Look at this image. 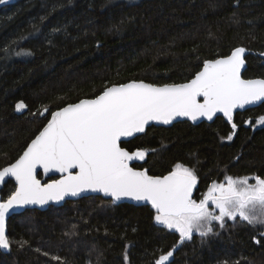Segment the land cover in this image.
Instances as JSON below:
<instances>
[{
  "label": "trees",
  "instance_id": "trees-1",
  "mask_svg": "<svg viewBox=\"0 0 264 264\" xmlns=\"http://www.w3.org/2000/svg\"><path fill=\"white\" fill-rule=\"evenodd\" d=\"M237 47L247 51L244 76L264 78V0H6L0 4V169L68 103L93 98L106 84L184 83L205 60ZM20 101L24 113L15 108ZM43 106L48 111L41 115ZM260 116L264 103L232 122L219 116L152 125L122 146L147 149L134 166L153 175H166L177 163L195 169L199 200L227 175L264 177ZM15 188L10 180L2 199ZM154 217L151 206L101 195L28 209L10 218L11 246L0 249V264H155L170 250L169 264H264V225L227 219L207 236L179 243V234Z\"/></svg>",
  "mask_w": 264,
  "mask_h": 264
},
{
  "label": "snow or ice",
  "instance_id": "snow-or-ice-1",
  "mask_svg": "<svg viewBox=\"0 0 264 264\" xmlns=\"http://www.w3.org/2000/svg\"><path fill=\"white\" fill-rule=\"evenodd\" d=\"M5 2L0 0V4ZM245 52L244 47H237L226 57L205 60L186 83L158 86L131 80L106 84L94 98L52 112L23 154L0 169V185L6 178L16 183L15 191L0 200V249L11 246L6 221L12 210L58 202L87 190L103 192L115 201L130 198L150 203L155 221L177 232L179 243L192 239L194 231L207 236L213 232L211 222L218 221L223 227L225 218L264 225V177L227 175L223 182L213 181L197 200L193 198L198 184L195 169L177 163L166 175H149L148 169L130 166L131 161L144 160L148 150L130 152L121 147L122 138L145 132L150 122L167 125L178 117L212 120L218 112L232 122L235 109L264 101V79L241 77ZM15 108L22 111L27 105L20 101ZM47 111L43 106L40 114ZM256 123L264 125V116ZM236 127L232 123L233 130ZM38 168L45 174L61 173V178L42 184L37 179ZM171 257L170 250L155 264H169ZM51 259L61 261L57 255Z\"/></svg>",
  "mask_w": 264,
  "mask_h": 264
},
{
  "label": "water",
  "instance_id": "water-1",
  "mask_svg": "<svg viewBox=\"0 0 264 264\" xmlns=\"http://www.w3.org/2000/svg\"><path fill=\"white\" fill-rule=\"evenodd\" d=\"M230 54H231V53H230ZM230 54H229V55H230ZM246 55H247V51H246L245 54H244L245 64H244V67L241 69V77H242L243 79H246V80H247V79H264V78H261V77L246 78V77L244 76V72H245V70H246V68H247ZM226 56H228V55H226ZM226 56H222V57H219V58H223V57H226ZM219 58H216V59H219ZM212 60H214V59H212ZM193 78H194V77H193ZM193 78H192V79H193ZM137 81H139V80H137ZM143 81H144L145 83H151V82H148V81H145V80H143ZM187 82H188V81H187ZM184 83H186V82H184ZM151 84H153V83H151ZM178 84H180V83H178ZM155 85H157V84H155ZM158 86H160V85H158ZM93 98H94V97H93ZM84 99H90V98H84ZM199 99H200L201 102H202V97L199 98ZM75 103H76V102H75ZM263 103H264V101H261V102H257L256 104L246 105L244 108H237V109H235L234 112H233V118H234V116H235L238 112H240V111H245V110H247V109H249V108L257 107V106H259V105H261V104H263ZM65 106H66V105H65ZM63 107H64V106H63ZM59 109H60V108H59ZM59 109H57V110H59ZM57 110H55V111H57ZM26 111H27V108L24 109V110H22V111H18V112H19V113H24V112H26ZM219 116H223V117H225L223 113L218 112V113H216V115L213 117L212 120H208L206 117H200V118H198L196 121H192L191 119H189V118H187V117H178L177 119H175L174 121H172L171 124H167V125H165V124H163V123H158V122H150L149 125H147L146 128H145V132H146V130L148 129V127H150V126H152V125L163 126V127H169V126H172L174 123H177V122H180V121H190V122L193 123V124H200V123H202V122H213V121H214L217 117H219ZM225 118L227 119V117H225ZM50 119H51V116H50L49 120H50ZM227 120H228V119H227ZM47 122H48V121H47ZM47 122H46V124H47ZM46 124H45V125H46ZM45 125H44V126H45ZM44 126H43V127H44ZM43 127H42V129H43ZM42 129H41V130H42ZM41 130H40V131H41ZM145 132H143V133H145ZM143 133H137V134H135V135L132 136V137L122 138V141H121V147H123V146H122V143H123V142L130 141V140H132V139H134V138H136V137L142 135ZM34 138H35V137H34ZM34 138H33V139H34ZM30 142H31V141H30ZM123 148H125L126 150H128L126 147H123ZM128 151H130V150H128ZM130 152H131V151H130ZM22 154H23V153H22ZM22 154H21V155H22ZM136 161H140V160H134V161H131V162H130V166L136 168V167L134 166V163H135ZM14 162H15V161H14ZM14 162H13V163H14ZM136 169H137V170H140V169H142V168H136ZM73 171L75 172V171H78V170H73ZM40 174H42L43 177H40ZM61 175H62V174H61V173H58V172H49V173L45 174L42 168H38V169H37V179H39V180L41 181L42 184L50 183L52 180H59V179L61 178ZM149 175H153V174H150V173H149ZM10 180H13V181L15 182L14 178H6V183H4L3 185H0V193H1V190L3 189V187H4V186H5ZM15 184H16V183H15ZM196 188H197V187H196ZM195 192H196V189L194 190L193 198H194ZM92 195H101V196H103L104 198H107V199H111V200H113L112 197L105 195L103 192L87 190V191L81 192V193H80L79 195H77V196H71V195L65 196L63 200H60V201H58V202H57V201H49L47 204L42 205V206H41V205H38V204H32V205H26V206H24V207H19V208H16V209L12 210V211L10 212L8 218H7V221H6L7 235H8V222H9L10 218H11L12 216L16 215V214L22 213V212H24V211H26V210H28V209H40V210H46L47 208H49V207L52 206V205L61 206V205H63L67 200H75V199H80V198H83V197H89V196H92ZM0 200H3L2 197H1V194H0ZM113 202H114L115 204L130 203V204H134V205H148V206H151V204L148 203V202H146V201H135V200H132V199H130V198H122L121 200H118V201L113 200ZM151 207H152V206H151ZM154 210H155V209H154ZM1 250L4 251V252H7L9 249H1Z\"/></svg>",
  "mask_w": 264,
  "mask_h": 264
},
{
  "label": "rangeland",
  "instance_id": "rangeland-1",
  "mask_svg": "<svg viewBox=\"0 0 264 264\" xmlns=\"http://www.w3.org/2000/svg\"><path fill=\"white\" fill-rule=\"evenodd\" d=\"M244 176H255V175H244ZM223 181H224V180H223ZM223 181H220V182H223ZM217 182H218V181H217ZM209 207L211 208L212 205H209ZM155 214H156V213H155ZM216 214H218V210H217ZM237 218H239V217H237ZM227 219H228V218H225V221H226ZM154 220H155V219H154ZM225 221H224V222H225ZM155 222H156V221H155ZM215 223H220V222H218V221H212V222H211V226H212V228H213V226H214ZM156 224H158V223L156 222ZM158 225H161V224H158ZM161 226H163V225H161ZM163 227H164V226H163ZM172 231H174V230H172ZM195 234H199V233L194 231V232H193V236H194ZM193 236H192V237H193ZM174 251H175V250H173V254H174ZM172 258H173V257H171L170 260H172ZM169 262H170V261H169Z\"/></svg>",
  "mask_w": 264,
  "mask_h": 264
}]
</instances>
